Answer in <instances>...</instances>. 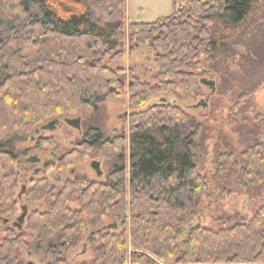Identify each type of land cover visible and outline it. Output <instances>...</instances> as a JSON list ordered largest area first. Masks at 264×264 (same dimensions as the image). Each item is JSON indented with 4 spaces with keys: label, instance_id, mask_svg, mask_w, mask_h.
<instances>
[{
    "label": "trees",
    "instance_id": "trees-1",
    "mask_svg": "<svg viewBox=\"0 0 264 264\" xmlns=\"http://www.w3.org/2000/svg\"><path fill=\"white\" fill-rule=\"evenodd\" d=\"M126 13L125 0H0V207L20 189L16 143L44 122L91 116L104 99L126 93L124 70L104 62H118L125 42L158 50L153 84L129 74L133 107L176 85L197 91L200 82L190 69L204 48L209 62L264 64V0H173L171 14L153 22H127ZM215 21L221 27L211 33ZM207 124L158 102L129 114L128 136L87 130L72 149L43 165L41 177L29 180L25 201L50 202L27 213L25 231L6 228L0 264H24L27 232L46 248L47 264H70L65 255L85 243L93 253L88 264H156L130 251V240L171 264H264V205L249 219L226 215L217 229L198 218L211 185L227 191L232 175L247 193L263 185L264 143L235 154L217 140L208 142ZM54 147V139L41 136L29 150ZM93 151L120 161L105 180L75 178L56 188L45 177L80 165ZM206 161L209 172H201ZM11 210L19 211L16 205ZM108 219L120 220L121 231L89 236Z\"/></svg>",
    "mask_w": 264,
    "mask_h": 264
},
{
    "label": "rangeland",
    "instance_id": "rangeland-1",
    "mask_svg": "<svg viewBox=\"0 0 264 264\" xmlns=\"http://www.w3.org/2000/svg\"><path fill=\"white\" fill-rule=\"evenodd\" d=\"M125 2L127 22H153L160 17L168 16L173 10V0H125ZM220 27L221 24L218 21L209 25L211 33L216 32ZM121 51V59L118 62H109L107 58L104 59V62L112 68L119 67L124 70L121 77L125 88L127 89L131 72L136 74L141 81L153 84V76L157 72L154 56L156 52L158 53V50L127 41L121 46ZM208 56L209 53L206 49H202L193 61L190 71L196 75L198 83L201 78L213 80V90L207 85L199 83L197 91L185 92L179 85H176L170 94L162 97L154 96L143 105L133 107L129 103L130 95L125 89L126 93L121 97L104 99L98 105L97 111L91 116H82V118L76 114L61 116L52 131L44 127L39 129L41 125H45L46 122H44L36 127V129H39L36 134H34V130L27 140L16 143L13 148L19 158L30 157L34 153L29 149L34 146L36 140H32L31 136H35V138L41 136L52 138L55 147L38 152L42 162H49L54 160L52 153L56 157L72 149L86 131L92 127H97L100 133L108 138L123 134L128 136L129 114L135 111H144L158 102L178 106L189 115L207 121L205 135L208 137V142L212 143L213 140L214 142L217 140L222 143L223 149H228L235 154L240 153L246 145L254 141L264 143V64L251 65V63L237 59V62L229 65L227 60L222 61L217 58H213L209 62ZM161 98L165 100L160 101ZM66 118L81 119L79 127H73L71 120L67 121ZM92 160L100 161L102 169L100 176L91 168ZM119 162L117 158L106 160L97 151H93L78 166L68 168L64 172L50 170L48 172L49 181L56 188H59L65 180L75 178L87 181L105 180L111 166ZM122 162L128 165L127 152L123 156ZM23 163L21 166L25 169L27 178L41 177L39 175L40 170L36 172L28 167L27 163H24L26 165H23ZM210 167V162L206 161L201 166L200 171L209 172ZM235 178L236 175L230 176L227 191H217L213 188V185L210 186V193L204 199L198 211L201 226L217 229L221 224L220 219L231 214L249 219L260 206L264 205V182L258 190L247 193L237 186ZM18 193L19 189L10 191L0 207L1 227L2 217L8 216L7 212L11 205L15 202L19 208L21 204H24V199H17ZM48 202H50V198H47L44 204L28 205V211L43 210ZM69 206L77 208L75 202H69ZM19 214L20 210L17 215ZM10 216L12 218L14 214H10ZM114 222H117L118 226H114ZM1 227L0 238L3 236ZM97 228L104 231L120 232V220L108 219L104 224L91 228L88 233L97 231ZM19 231H25L24 226H21ZM26 242L28 244L27 248L21 251L24 264H47V250L38 245L35 234L27 232ZM129 249L130 251L146 254L156 264H171L145 251L131 240L129 241ZM65 258L70 264H88L93 259V253L90 247L79 246L73 252L66 254Z\"/></svg>",
    "mask_w": 264,
    "mask_h": 264
},
{
    "label": "flooded vegetation",
    "instance_id": "flooded-vegetation-1",
    "mask_svg": "<svg viewBox=\"0 0 264 264\" xmlns=\"http://www.w3.org/2000/svg\"><path fill=\"white\" fill-rule=\"evenodd\" d=\"M57 120H59V119H57ZM80 121H81V119H80ZM47 123V122H46ZM45 123V124H46ZM44 125V124H43ZM43 125H41V126H43ZM40 129V128H39ZM39 129H35V131H34V134H36L38 131H39ZM49 130V129H48ZM53 130V129H52ZM52 130H50V131H52ZM32 137V140H35L36 138H35V136L33 137V136H31ZM34 153V155H30V157L28 156V157H21L20 158V162H21V165H22V163L24 162V163H27L29 166L28 167H30L31 169H34V171H39L40 170V176L42 175V173H43V165L46 163V162H42V160H41V158L39 157V155H38V152H33ZM52 156L54 157V160L56 159V157H55V154H53L52 153ZM92 161H96V160H92ZM91 161V162H92ZM99 162V167H100V169H101V163H100V161H98ZM23 163V165H26V164H24ZM91 165V164H90ZM35 166H37V167H35ZM92 168V167H91ZM93 169V168H92ZM71 171H73V170H71ZM101 171H102V169H101ZM19 173H20V175L22 176V178H21V182H20V189H19V193H18V196H17V199H21V200H23L24 198H23V195H24V193H25V191H26V189H27V187H28V184H29V180L31 179V178H34V177H30V178H27V175H26V171H25V169L23 168V167H20V169H19ZM45 177L47 178V179H49V175H48V173L47 174H45ZM65 181H67V180H65ZM64 181V182H65ZM46 202V201H45ZM45 202H43V203H40V204H44ZM17 206V204L14 202V204H12L11 205V207L9 208V211L7 212L8 213V216H6V217H2V227H1V229H2V233H3V235H4V233H5V230H6V228H13L15 231H17V232H22V231H19V229H20V227L21 226H24V221L21 223V224H19L18 223V221H17V217L20 215H17V213L16 214H14V217H12L11 218V216H10V214H13V210H11V208L13 207V206ZM23 205H25L26 206V209H27V213L29 212L28 211V205H32V204H30V203H28V202H26L25 201V199H24V204H21L20 205V207L18 208L19 210H20V213H21V206H23ZM46 206V205H45ZM27 215V214H26ZM26 217V216H25ZM25 219V218H24ZM3 237V236H2ZM1 237V238H2Z\"/></svg>",
    "mask_w": 264,
    "mask_h": 264
},
{
    "label": "water",
    "instance_id": "water-1",
    "mask_svg": "<svg viewBox=\"0 0 264 264\" xmlns=\"http://www.w3.org/2000/svg\"><path fill=\"white\" fill-rule=\"evenodd\" d=\"M199 82L201 84H204V85H207L208 87L212 88V90L214 89V82L213 80H208L206 78H201L199 80ZM165 99L161 98L160 101H164ZM205 105V104H204ZM67 119V118H66ZM71 120V125L73 127H79V123H80V119L79 118H75V119H67V121ZM59 120L55 119V120H50L48 121L45 125L43 126H40V129L41 128H46V129H49V130H52L55 128V124L58 123ZM91 167L95 170L96 174L98 176H100L102 174V171L99 167V162L98 161H92L91 162ZM27 214V209H26V206L23 205L21 206V213L20 215L17 217V221L19 224H21L23 221H24V218ZM114 226H116V224H114ZM101 229H97V232H100ZM96 231H91L90 232V235L89 236H92L95 234ZM89 238V237H88ZM84 247L86 246V243L83 245Z\"/></svg>",
    "mask_w": 264,
    "mask_h": 264
}]
</instances>
